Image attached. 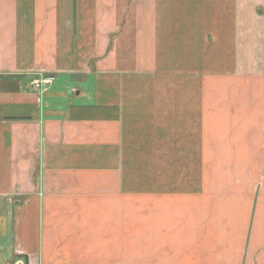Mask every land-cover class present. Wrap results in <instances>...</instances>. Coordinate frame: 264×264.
<instances>
[{
    "label": "crops",
    "instance_id": "crops-1",
    "mask_svg": "<svg viewBox=\"0 0 264 264\" xmlns=\"http://www.w3.org/2000/svg\"><path fill=\"white\" fill-rule=\"evenodd\" d=\"M20 261L264 264V0H0Z\"/></svg>",
    "mask_w": 264,
    "mask_h": 264
},
{
    "label": "built area",
    "instance_id": "built-area-1",
    "mask_svg": "<svg viewBox=\"0 0 264 264\" xmlns=\"http://www.w3.org/2000/svg\"><path fill=\"white\" fill-rule=\"evenodd\" d=\"M54 82V78L53 77H46L43 79H38L35 80L31 83V87L33 88H46L47 85L51 84ZM16 264H24L22 261L17 262Z\"/></svg>",
    "mask_w": 264,
    "mask_h": 264
}]
</instances>
